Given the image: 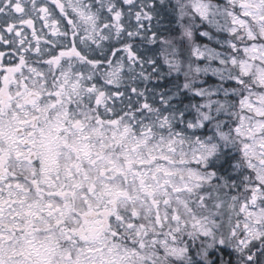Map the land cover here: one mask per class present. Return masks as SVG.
Returning a JSON list of instances; mask_svg holds the SVG:
<instances>
[{"label":"snow or ice","instance_id":"6c2138e0","mask_svg":"<svg viewBox=\"0 0 264 264\" xmlns=\"http://www.w3.org/2000/svg\"><path fill=\"white\" fill-rule=\"evenodd\" d=\"M0 264H264V0H0Z\"/></svg>","mask_w":264,"mask_h":264}]
</instances>
